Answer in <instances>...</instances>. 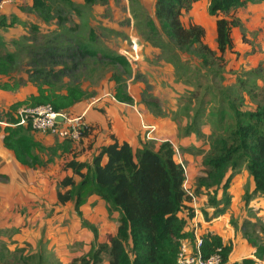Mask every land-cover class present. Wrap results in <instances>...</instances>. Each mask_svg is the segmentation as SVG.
<instances>
[{"label": "trees", "instance_id": "1", "mask_svg": "<svg viewBox=\"0 0 264 264\" xmlns=\"http://www.w3.org/2000/svg\"><path fill=\"white\" fill-rule=\"evenodd\" d=\"M63 1L68 2L74 10L78 8L70 1ZM95 1L97 0H85V3L91 5ZM198 1L155 0L154 18L158 24L153 17L146 15L145 29L139 33L147 45L160 49H158V62L166 61L173 67L178 61L181 62L182 59H178L176 52L173 55L172 48L180 53L193 52L203 67H209L215 61L222 62L225 53L234 49L232 30L243 29L238 14L248 6L264 4V0H209L208 14L215 21V49H212L204 43L205 30L202 26L193 22L184 26L182 23L183 14L188 13ZM30 9L44 20H48L52 11L47 0H33ZM2 27H12V23H7L3 15L0 16V28ZM161 32L170 42L168 43L170 47L162 41ZM90 36L92 37L90 41H77L76 46L72 48L59 47L60 44L49 45L45 42L40 45L36 54L42 58H59L63 53L57 55V51L61 50L68 55L70 61H74L72 63L85 65L86 58L89 56L94 58L95 48L98 49L93 45L94 33L91 32ZM2 48L4 43L0 42V76H5L14 68L15 54L9 51L2 53ZM30 53L33 54L35 51ZM105 57L128 65L123 56H111L108 53ZM75 60L79 61L75 62ZM146 64L157 66L154 61ZM181 68L185 67L181 66ZM217 72L213 71V75L216 76ZM259 72V70L252 71L248 75L263 82L262 87L257 85L252 87L248 81L238 83V88L245 91L249 97L260 96V93L257 95L258 93L254 92L256 88L262 91L264 96V75ZM110 81L113 82V87L109 92L103 91L110 93L116 102L109 98L103 100L132 105L133 98L126 90L121 77L113 75ZM200 87L201 85L198 84L195 92L186 91L191 99L186 108L182 106L184 110L182 123L185 124L181 125L184 137L193 136L196 140H202L209 145L208 152H197L202 156V164L207 176L204 181L208 182L203 188L207 191L201 186L200 188L194 186L192 192L201 201L204 198L209 199L206 205L213 208V213L208 216L206 210H201L206 221H212L221 217L231 204L232 182L240 174L242 166L246 167L252 181L251 193L264 196V102L259 104L255 111L240 110L239 105L236 106V93L229 95V90V93L222 90L220 97L213 95L212 99H207L211 91H206L197 101ZM18 88L17 83L0 82L2 91L15 92ZM103 91L100 92L99 97ZM148 93H141L139 101L145 104L149 112H152L149 107H156L157 102ZM82 97V91L76 86H66L64 93H61L51 84L38 85L35 94H29L25 99L11 105L8 112L3 115L5 120L0 119V122L16 123L17 110L23 105H50L56 112L71 111ZM213 101L217 105L214 109L206 111L205 107L211 105ZM224 108H229L231 113L226 125L222 123ZM214 118L218 120L217 127H212L209 134L203 133V126L210 125ZM173 119L177 124L176 117ZM93 129L91 124L86 125L78 140L65 139L52 148L54 156H58L59 159L63 157L64 170L71 172L70 176L61 178L57 183L56 200L59 204L71 203L77 216L81 217V207L90 197L95 196L106 205L108 211L118 213L115 235L108 237L107 243L92 248L86 257L79 259V263L104 264L103 256H105L106 264H175L180 240L191 239L192 234L184 232L185 222L178 217L179 212L184 210L191 213V208L188 205L190 199L183 190L185 170L182 165L175 162L171 143L167 140L163 141L157 150L151 143H146L134 151L128 143H120L114 135H110L106 144L93 146L87 143L92 153L87 160L79 162L77 158L81 149H78L84 139L89 141ZM4 132L3 144L6 148L16 155L38 160V156L34 155L33 151L42 150V147L23 128L7 127ZM74 177L79 179L77 183ZM218 192L220 198L216 199ZM208 227H205L206 233L203 235L202 255L208 257L220 249L222 258L226 261L234 247L232 248L230 243L225 244L222 235L208 232ZM241 228L244 238L252 249L253 257L245 258L241 262L233 260L230 264H260L264 261V239L260 238L261 233H264V227L244 222ZM93 231L95 232L94 229Z\"/></svg>", "mask_w": 264, "mask_h": 264}, {"label": "rangeland", "instance_id": "2", "mask_svg": "<svg viewBox=\"0 0 264 264\" xmlns=\"http://www.w3.org/2000/svg\"><path fill=\"white\" fill-rule=\"evenodd\" d=\"M0 1V5L4 2L3 13L5 14L3 16L6 22L12 23V27H2L0 29V42L4 43V48L1 51L2 53L9 51L15 54L13 70L5 76H0V82L17 83L19 85V88L12 92L17 100H23L29 94H35L38 85L44 84L47 86V84H51L56 91L61 93H64L66 86H76L82 91L83 97L71 108V111L81 113L79 111L81 107L97 99L103 90H110L113 87V82L110 81L113 75L121 77L126 90L131 95L136 90L147 93L153 87L152 90H155L153 95L157 98L159 90L163 86V90L172 89L173 93L180 96L182 90L185 89L184 98H179L177 106L172 103L173 108L180 109L177 113H174L173 118L176 117L177 119L179 125L177 131L181 134V137H184L181 125L184 122L183 107L186 108L191 99V96L185 93L187 90H189L188 92H195L198 84L201 87L197 101L206 91H211L207 99H212L213 95L220 97L223 90L227 93L230 92L229 95L236 93V106L239 105V109L243 111H255L258 105L264 102L263 92L258 88L254 89V92L258 93L257 95L260 93L257 98L249 97L245 94V91L238 88L239 81H248L252 87L256 85L258 87L263 86V82L248 74L259 70V73L264 75V4L248 6L238 14L243 23V29L241 31L238 29L232 30L234 49L232 52L225 53L222 62L215 61L209 67H203L193 52L180 53L172 48L173 55L176 52L178 59H182V61H178V64L174 67L168 63L170 67L166 61L160 65L150 58L149 55L158 53L160 49L147 45L141 39L139 33V31L145 29L146 15L153 17L155 23L158 24L154 18L155 0H97L91 5L85 3V0H67L78 6L79 9L76 10L63 0H47L48 5L52 8L48 20L42 19L30 9L33 0ZM208 6L209 0H199L188 13L183 14L182 23L184 26H188L190 22L202 26L205 30L204 43L213 48L215 47V21L208 14ZM0 16H2L1 13ZM91 32L95 35L93 45L99 50L94 47L96 55L94 58L87 57L85 65L72 63L74 61H70L67 58L68 55L61 50L57 51V55L63 53L59 58H42L36 54L40 45L45 42L54 46L60 44L59 47L63 48L75 47L77 41H90V38H92L90 36ZM160 36L163 42L170 43L162 32ZM168 45L170 47V44ZM31 51H35V53L31 54ZM108 53L111 56L120 55L125 57L128 65L106 58L105 55ZM77 61L79 60H75V62ZM153 61L157 66L149 71L157 75L156 79H163L161 85L156 81L152 82V74H149V65L146 63L151 64ZM181 66L185 68H181ZM213 71H218L216 76L213 75ZM158 86H160L159 90L156 88ZM150 97L157 102L156 107H149L150 110L162 114L161 111L165 110V105L160 104L155 97L151 95ZM216 105V102L213 101L211 105L205 107V110H212ZM6 112L8 111L0 113L1 120H5L3 115ZM230 114L229 108H226L222 120L224 125L228 123ZM205 120L207 121L206 117ZM217 123L218 120L214 118L210 125L206 124L204 133L209 134L212 127H217L219 124ZM46 137L45 139L48 141L56 140V138H53L54 136ZM172 144L179 151L190 189H193L194 186L203 188L204 185H207L208 182L204 181L207 176L204 172L202 156L198 155L197 152H208L209 145L203 143L202 140H194V137L184 145H179L178 142H172ZM53 145L56 146L57 141ZM37 151L38 155L44 152L40 149H37ZM45 153L48 161H52L53 167L60 166L59 158L52 154V148ZM86 155L88 156V154ZM23 161H26L32 167L37 164L34 159H23ZM240 170V174L233 180L230 189L233 192L231 204L221 217L222 220H218L213 225L208 223L210 225L207 229L210 233L215 232L222 235L224 243H230L232 248L234 247L229 260L239 262L245 258H250L248 254L252 253V249L241 230L243 223H254L264 227V196L249 191V187L247 188L246 185L248 179L250 180V176L245 166H242ZM51 172L54 179L62 177L61 174H57L56 167ZM74 181L77 183L79 179L74 177ZM53 184L54 182L51 184L52 186L48 185L50 191L41 199L42 204L49 206L50 203L48 211L53 214L54 219L51 222H45L43 219L42 222L38 220V223L28 225L26 220H20L17 216L18 213L3 217L5 218L4 221H9V226L0 219V264H80V258L86 257L92 248L95 249L97 246L107 243L108 237L114 235L117 215L108 211L106 206L105 208L101 206L98 219L90 222L89 218H84L91 226L85 222L82 223L87 227L83 226L82 223V225H71L70 223L68 230L70 236L67 240H64L62 214H58L56 208H68L66 212L69 213L72 205L68 203L61 206L57 200H54L57 184ZM39 185L42 186V180L39 181ZM203 189L207 191L206 188ZM32 196L40 199V195L36 193L27 192L22 194L21 200L15 194H12L5 206H18L19 204L21 214L27 216L28 213L23 204L30 205V208L31 205H34L31 213H34L37 205L39 207L41 205L37 200L33 201ZM257 197L262 200L257 201L258 205L256 203L253 204L254 206L251 205V202H254L253 200ZM219 198L220 193L218 192L216 199ZM207 202H209V199L204 198L200 203L201 209L206 210L209 216L213 213V208L208 207ZM57 214L60 215L59 218H56ZM90 217H93L92 213ZM261 234L260 238L263 240L264 233ZM255 235L258 236L259 234L255 233ZM78 238L82 240H78ZM103 263H107L105 256H103Z\"/></svg>", "mask_w": 264, "mask_h": 264}, {"label": "crops", "instance_id": "3", "mask_svg": "<svg viewBox=\"0 0 264 264\" xmlns=\"http://www.w3.org/2000/svg\"><path fill=\"white\" fill-rule=\"evenodd\" d=\"M3 4L0 5V13L2 15L5 14L3 13L4 11ZM214 31H215V27H214ZM212 49H215V47H213ZM158 54L159 52L156 54L153 53L149 56L151 59L157 61ZM158 63L160 65L163 64L162 62L161 63L158 62ZM154 67L156 66H149L148 71L152 70ZM149 74L153 75V76L151 75L152 82L156 81L158 82L159 85L162 84L163 79H156L155 77H157V75H155L150 71ZM152 88L153 87H151L149 94L155 97V99H157L160 104L165 105V110L161 111L162 114L161 113L156 114L151 111L149 112V110L146 109L145 104L139 101V98H141V93H142L140 92V90L134 91L133 95H131L128 91L129 95L133 98L132 105H127V104L125 105L123 103H111L109 101L106 102V100L95 102L93 100L94 102L91 101L89 104L87 103L86 106L81 107L79 111L84 114V121L86 125L89 126V124H91L94 127V129L91 132L89 141L84 139L82 145L78 149V150L81 149V152L79 153L77 161L84 162L85 160L88 159L90 153H92V150L88 149L87 143L88 144L90 143L93 146L106 144L109 140L110 135H114L120 143L122 142L128 143L134 151L137 150L142 144H146V143H151L154 146V148L157 150L161 142L166 140L171 143L178 142L179 145H184L185 143L190 141L193 136L188 138L181 137V134L178 133L177 131V128H179V126L175 123L173 119L174 113H177L180 109L178 110V108H173L172 103H175L177 106V101H179V98L184 97L185 89L182 90V93L179 96L173 93L172 89L163 90V86H161V89L160 86H158L156 88L157 90L159 89L160 90L156 98V96L153 95L155 90L154 89L152 90ZM108 92L103 91V94ZM18 101H21V99L17 100L16 96L12 92L0 90V113L3 111H7L11 105H13ZM142 124H152L155 125V127H157V129L153 134V136L155 137L154 141L148 142L144 140V130L142 128ZM184 124L185 123H182V125ZM204 127L206 126H203L202 128L203 133L205 132ZM5 129H7V126H5V124L3 123H0V219L1 221L3 220L2 222H6L5 224L9 226L8 224L9 221H4L5 218L3 217H7L12 213H18L17 216L20 218V220H26V223H28V225L33 224L35 222L38 223V220L39 222H42L43 219L45 220V222H51L54 219L52 217L53 214L50 211H48L50 208L49 207L50 203L49 206L42 204L43 201H41V199L44 197V195L48 193V191H50V187L48 185H51L53 182L54 184L55 183L57 184L61 178L70 176L71 172L68 170L67 171L64 170L63 159H62L63 157H62L61 159L58 160V162H60L59 164L61 167L59 165L55 166L58 170L57 174L59 175L61 174L62 177L59 179H54V176L51 171L54 170L55 167L52 166L51 164L52 161L51 162L48 161L45 152L46 151L48 152L51 148H55V145H53L55 141H57V145H58L61 143L62 140L53 137L51 135L36 133L27 129L28 131L26 130V133H28L34 139V141L42 147L41 151H44L42 152V154L38 155L37 149H34L33 154L38 156L37 157L38 160L35 167H32L31 165H28L26 161H23V159L31 160L32 158H29L28 156L16 155L14 154L13 151L9 150L4 146L3 138L5 135L4 132ZM45 136H47L46 138L48 137L56 138V140L53 139L48 141L47 139H45ZM194 140H196L195 137ZM59 153L60 152H58V154ZM86 154H88V156ZM236 177L234 179H236ZM41 180H42V186L39 185V181ZM246 186L249 187L250 192L253 191V184L251 179L250 180L248 179ZM27 192L31 194L36 193L37 195H40V199L32 196L34 198L33 201L37 200V202H40L41 204L40 207L39 205H37V208L35 209L34 213L33 212L31 213V211L33 210L32 207L34 205H31L30 208V205L23 204V207L26 209V212L28 213L27 216L25 214H21L22 212H20L21 207L19 206V204L18 206H5V203L7 204V201L12 194H15L17 198L21 200L22 199L21 195ZM232 194L233 192L231 191V195ZM54 200H56V192H54ZM258 200L260 201L262 199L257 197L255 200H253L254 202H251V205H253L254 203L258 205L257 203ZM60 205L64 206L62 204ZM101 206L105 208L106 205L102 201H100L97 197L93 196L90 197L88 199V202L81 207L80 209L81 217L77 216L76 212L73 210V206L69 213L68 211L66 212V209L68 210V208L65 209H62V207L61 209L56 208L58 214H62L61 221H62V226L65 229V231L63 229L64 240H67L70 236L68 231L70 227V223L71 225H76L85 222L88 225H90L84 218L87 219L89 218V220H91L90 222H93V220L98 219L100 217L99 209L101 208ZM91 213L93 214V217H90ZM58 214L56 215V218H59L60 215ZM116 215L118 221V213H116ZM221 217L213 219L210 223L213 225L218 220L219 221L222 220ZM117 221H116V230L118 225ZM78 240H82V239L78 238ZM248 256L253 257L252 253L248 254ZM229 259H230V255H229ZM260 264H264V261L261 262Z\"/></svg>", "mask_w": 264, "mask_h": 264}, {"label": "built area", "instance_id": "4", "mask_svg": "<svg viewBox=\"0 0 264 264\" xmlns=\"http://www.w3.org/2000/svg\"><path fill=\"white\" fill-rule=\"evenodd\" d=\"M106 98L116 102L115 98L110 93H104L94 101L99 102ZM57 117L61 118L60 122L56 121ZM16 119L17 122L13 124H7L5 122L0 123L11 128L20 127L25 131L28 129L36 133L51 135L60 140H78L81 131L86 127L84 114L82 112H56L50 105H23L17 110ZM142 128L144 130V140L154 141L155 137L153 134L156 129L155 125L142 124ZM171 147L175 162L182 165L185 170L178 149L172 143ZM183 190L187 198L190 199L188 205L191 208V213H189L188 210H184L183 212H179L178 217L184 220V232L192 234V238H183L180 240L175 264H230L232 261L229 260V258H227L226 261L223 260L220 249H217L208 257L202 255L203 235L206 233L205 227H208L211 223L204 218L201 210V199L195 197L192 192L193 189H190L186 171Z\"/></svg>", "mask_w": 264, "mask_h": 264}, {"label": "water", "instance_id": "5", "mask_svg": "<svg viewBox=\"0 0 264 264\" xmlns=\"http://www.w3.org/2000/svg\"><path fill=\"white\" fill-rule=\"evenodd\" d=\"M56 121H57V122H60V121H61V118H60V117H57V118H56Z\"/></svg>", "mask_w": 264, "mask_h": 264}]
</instances>
